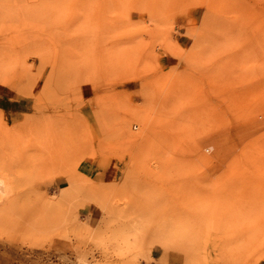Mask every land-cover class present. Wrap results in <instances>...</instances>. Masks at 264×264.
I'll return each mask as SVG.
<instances>
[{
	"label": "rangeland",
	"instance_id": "obj_1",
	"mask_svg": "<svg viewBox=\"0 0 264 264\" xmlns=\"http://www.w3.org/2000/svg\"><path fill=\"white\" fill-rule=\"evenodd\" d=\"M0 172V264H262L264 0H0Z\"/></svg>",
	"mask_w": 264,
	"mask_h": 264
},
{
	"label": "bare ground",
	"instance_id": "obj_2",
	"mask_svg": "<svg viewBox=\"0 0 264 264\" xmlns=\"http://www.w3.org/2000/svg\"><path fill=\"white\" fill-rule=\"evenodd\" d=\"M10 182H12V180H10V178H8L7 174H5L4 172H0V195L2 193L4 194V192L7 190L9 191V188L12 186V185L10 186ZM10 189H12V187Z\"/></svg>",
	"mask_w": 264,
	"mask_h": 264
},
{
	"label": "crops",
	"instance_id": "obj_3",
	"mask_svg": "<svg viewBox=\"0 0 264 264\" xmlns=\"http://www.w3.org/2000/svg\"><path fill=\"white\" fill-rule=\"evenodd\" d=\"M262 264H264V261H263V263Z\"/></svg>",
	"mask_w": 264,
	"mask_h": 264
}]
</instances>
